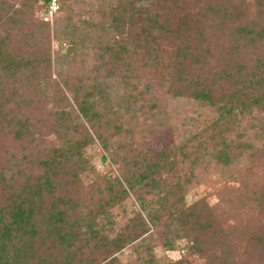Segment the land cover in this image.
Here are the masks:
<instances>
[{
    "label": "trees",
    "instance_id": "16d2710c",
    "mask_svg": "<svg viewBox=\"0 0 264 264\" xmlns=\"http://www.w3.org/2000/svg\"><path fill=\"white\" fill-rule=\"evenodd\" d=\"M171 1L117 0L95 38L100 66L83 80L59 70L92 41L77 36L75 19L106 0H62L52 21L58 53L41 0H0V133L22 146L0 157V264H121L128 247L130 264H160L155 247L178 242L206 264H243L237 238L216 219L218 205L185 199L216 168L233 179L249 164L264 167V0H200L192 12ZM144 71L159 78L134 95ZM120 89L130 94L120 98ZM164 98L186 101L192 115L172 125V147L153 156L133 151L135 131L124 117L160 118L166 129ZM119 99L125 103L115 107ZM112 125L116 136L107 135ZM114 137L130 143L116 147ZM96 141L119 177L97 172L88 155ZM122 148L131 162L118 160ZM260 187L253 201L261 214ZM131 197L138 207L117 230L115 211L128 214ZM150 227L165 237L155 241ZM246 230L264 264V229Z\"/></svg>",
    "mask_w": 264,
    "mask_h": 264
},
{
    "label": "rangeland",
    "instance_id": "374dc122",
    "mask_svg": "<svg viewBox=\"0 0 264 264\" xmlns=\"http://www.w3.org/2000/svg\"><path fill=\"white\" fill-rule=\"evenodd\" d=\"M173 1L176 0H172L168 5L173 7L175 5ZM180 1H182L183 11L185 10L188 12H192L195 8H199L198 2H201L200 0ZM221 1L222 0H217V2ZM236 1L237 0H234L233 3ZM116 2L117 0H106L104 5L97 6L93 9H90V7L82 9V12H90L92 14H88L85 17H77L72 27L76 30V34H78L77 36H85L86 33H89L90 36H88V38H92V41L83 46L78 56L70 58L68 62H63V66L59 71L63 73L67 72V74L70 73L75 76L77 75L83 80H91L93 78L95 75V68L98 65L100 66V57H98L100 54L98 53V49L95 48V38L102 36V33L99 30L101 29V24L105 22L107 18L111 17L110 7L116 5ZM205 2L201 3L202 8L210 4V1L208 3L207 1ZM35 13V16L37 17L38 14L36 9ZM142 13L144 12L140 11L138 14V25H136L137 28H135V32L140 34L144 31L142 29L144 27V16ZM37 18L39 19V17ZM40 19L43 22H47L43 17H40ZM83 20H88L90 22L89 24L92 26L87 27V25L83 24ZM49 25L52 50L55 53L61 52V48L56 41L58 38V33H56V30L58 29L56 21L49 23ZM60 40L61 42H65L64 37H61ZM53 72L54 77L56 78L58 70L53 68ZM142 75L144 76H142V83H134V85L132 84L131 86V89H134L135 86L137 87L138 91H133L135 92L134 95L141 94L144 90V86L148 84L147 82L149 80H156L159 78V74L155 72L144 71ZM117 93L120 98L127 97L130 94H125L122 89L118 90ZM124 103L119 99V102L115 101L114 106L116 107L117 104L120 106ZM191 110V106L186 101L177 102L167 99L165 111L170 114L172 121L170 122L169 127L161 130L159 128V124L162 121H160V118L155 121H147L146 119L148 118V115L144 116V114H138L136 116L137 120L133 122L129 116H125L124 121L128 124V128L135 131L136 141L132 145V150L153 156L172 147L176 142L175 133L171 128L173 127L172 125H179L181 122L183 123L185 118L192 115ZM113 128L114 125L108 129L107 135L116 134V132L113 131ZM1 131L3 132L0 133V157L11 158V156L20 153L22 150L20 143L15 142L13 135H10L5 129H2ZM52 139V137H50L49 140L47 139L45 144L49 145L48 142L52 141ZM112 141L116 147L123 148L125 143H130L129 141L126 142L123 137L120 139L119 137H114L112 138ZM122 143L123 145H121ZM123 148L121 152L119 151L118 160L123 163H125V161L131 162L133 155L129 156L127 151ZM88 155L93 158L92 164L98 173L119 177L118 168L111 163L112 161L110 157H107L106 161L102 160V156H106V154L102 151L99 142H95V146L88 151ZM224 175H226V173H223V170L216 168L214 171H210L206 175L205 180H201V183L189 187L185 199L186 206H190L200 200H205V202L212 208L213 206L218 205V211L215 214L216 219L225 233H231L233 235L232 237L237 238L239 243L238 246L241 245L239 253L243 256L241 262H243V264H262V262H260L261 256L253 250L250 242L247 241L249 237L247 236L246 229L252 230L253 232L264 229V213L260 214L258 206L253 201L254 196L260 191V186H264V167L260 164H249L233 179L225 177ZM133 203L136 204L132 197L126 203L129 211L128 214L123 212L125 209H117V211H115V216L113 217H115L117 223V230L120 229L121 225L123 226L126 224L127 220L131 218L129 208L132 207ZM136 207H138L137 204ZM150 233L153 234L155 241L160 242L165 237V232L162 228L153 229L150 227ZM154 252L156 258L160 261V264L170 262L175 263L180 260L188 261L189 264H206V261L201 257L189 254L185 248V244L182 242L176 243L173 250H166L163 247L156 246ZM131 256H133V253L130 247H128L123 252V255L119 256L121 264H130L133 260ZM237 264L240 263L237 262Z\"/></svg>",
    "mask_w": 264,
    "mask_h": 264
},
{
    "label": "built area",
    "instance_id": "2783aa9c",
    "mask_svg": "<svg viewBox=\"0 0 264 264\" xmlns=\"http://www.w3.org/2000/svg\"><path fill=\"white\" fill-rule=\"evenodd\" d=\"M62 0H41V4L46 8L44 19L52 22L61 7Z\"/></svg>",
    "mask_w": 264,
    "mask_h": 264
}]
</instances>
